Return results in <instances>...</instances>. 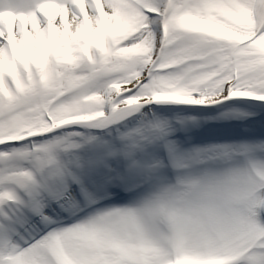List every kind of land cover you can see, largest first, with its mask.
Masks as SVG:
<instances>
[{"label": "snow or ice", "instance_id": "snow-or-ice-1", "mask_svg": "<svg viewBox=\"0 0 264 264\" xmlns=\"http://www.w3.org/2000/svg\"><path fill=\"white\" fill-rule=\"evenodd\" d=\"M236 100L264 0H0V264H264V138L172 139Z\"/></svg>", "mask_w": 264, "mask_h": 264}, {"label": "bare ground", "instance_id": "bare-ground-1", "mask_svg": "<svg viewBox=\"0 0 264 264\" xmlns=\"http://www.w3.org/2000/svg\"><path fill=\"white\" fill-rule=\"evenodd\" d=\"M232 103L237 107L255 112L256 114L246 119H202L199 127H190L187 131H177L172 135V139L176 141L181 149H189L194 146L212 143L264 138V106L258 102L249 100H236ZM156 107L157 111L164 116L180 113L183 115L207 117L215 116L218 111L215 107L204 108L203 106L188 105H160ZM224 132H227V135L222 134ZM158 155L167 159V155L163 149L158 152ZM213 166L221 167L222 164L215 162ZM167 171H169V168ZM172 173V175H175V171ZM169 178L174 179V177ZM124 195L128 196L127 193H124ZM112 199L116 200L115 194ZM116 202L123 203L126 201L120 200Z\"/></svg>", "mask_w": 264, "mask_h": 264}]
</instances>
